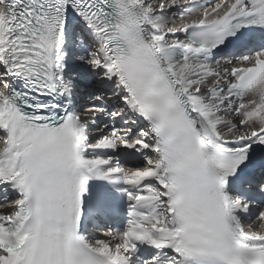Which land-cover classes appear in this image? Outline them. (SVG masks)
Masks as SVG:
<instances>
[{
	"label": "snow or ice",
	"instance_id": "obj_1",
	"mask_svg": "<svg viewBox=\"0 0 264 264\" xmlns=\"http://www.w3.org/2000/svg\"><path fill=\"white\" fill-rule=\"evenodd\" d=\"M0 264H264V0H0Z\"/></svg>",
	"mask_w": 264,
	"mask_h": 264
}]
</instances>
